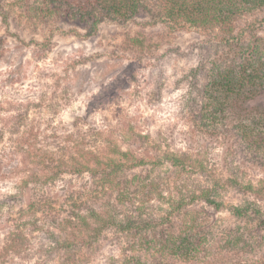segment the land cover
Instances as JSON below:
<instances>
[{
    "label": "trees",
    "instance_id": "1",
    "mask_svg": "<svg viewBox=\"0 0 264 264\" xmlns=\"http://www.w3.org/2000/svg\"><path fill=\"white\" fill-rule=\"evenodd\" d=\"M144 13L172 32L205 36L201 60L186 75L183 105L196 127L223 142L224 170L238 177L264 167V35L257 32L264 30V0H0L2 23L26 30L55 21L127 25ZM213 46L222 51L201 55ZM29 108L14 118L28 124ZM14 133L19 138L1 154L0 178L28 177L0 199V215L7 209L0 264H98L113 245L122 264H264V194L236 178L222 183L215 169L221 163L203 159L197 169L184 148L156 144L90 148L87 131L52 133L48 139L61 143L41 151L17 143L29 139V128ZM131 134L119 139L137 136ZM3 137L0 130V143ZM35 155L49 160L29 170ZM71 176L88 181L67 184L63 194L54 190ZM227 188L240 198L228 208L231 223L221 227L210 217L225 211L220 196Z\"/></svg>",
    "mask_w": 264,
    "mask_h": 264
},
{
    "label": "rangeland",
    "instance_id": "2",
    "mask_svg": "<svg viewBox=\"0 0 264 264\" xmlns=\"http://www.w3.org/2000/svg\"><path fill=\"white\" fill-rule=\"evenodd\" d=\"M16 26L0 20V130L4 132L0 157L9 150L10 139L19 138V133L14 132L29 128V139H19L17 143L39 146L41 151L61 143L49 140L52 133L65 137L87 131L90 148L109 150L133 144H156L162 150L184 148L183 152L195 159L197 169L203 159L209 166H219L224 160L223 142L196 127L183 105L186 75L198 65L200 50L205 47L202 33L172 32L149 13L127 25L103 23L97 28L72 21H55L28 30ZM257 32L264 35V30ZM205 51L222 50L213 46L201 55ZM26 107H30L28 124L14 118ZM127 132L137 136L120 140ZM108 157L118 160L114 153ZM9 158L4 160L10 163ZM27 160L30 170L33 162H46L49 156L35 155ZM222 164L215 168L222 183L236 178L243 189L251 186L264 194V167L254 165L246 175L237 177L224 170ZM210 170L211 175L215 174L213 168ZM26 176V172H13L1 177L0 199L18 192L15 184H21ZM84 181L88 176L66 177L54 190L63 194L67 184L74 189ZM234 191L223 189L220 200L226 209L210 217L211 221L217 220L216 225L231 223L228 208L238 196ZM1 212L0 220L7 214L6 207ZM4 237L0 224V248ZM103 254L98 264H122L119 261L123 255L117 246H109ZM143 258L149 260L146 255ZM38 263L45 262H35Z\"/></svg>",
    "mask_w": 264,
    "mask_h": 264
}]
</instances>
